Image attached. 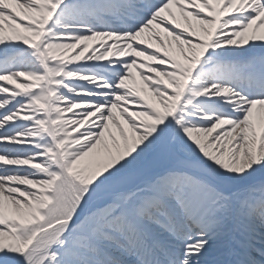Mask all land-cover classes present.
Returning <instances> with one entry per match:
<instances>
[{"label":"snow or ice","instance_id":"snow-or-ice-1","mask_svg":"<svg viewBox=\"0 0 264 264\" xmlns=\"http://www.w3.org/2000/svg\"><path fill=\"white\" fill-rule=\"evenodd\" d=\"M0 264H264V0H0Z\"/></svg>","mask_w":264,"mask_h":264}]
</instances>
